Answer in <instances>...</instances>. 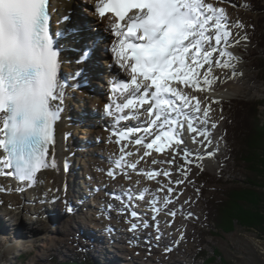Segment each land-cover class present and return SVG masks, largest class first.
Wrapping results in <instances>:
<instances>
[{"label": "snow or ice", "instance_id": "6c2138e0", "mask_svg": "<svg viewBox=\"0 0 264 264\" xmlns=\"http://www.w3.org/2000/svg\"><path fill=\"white\" fill-rule=\"evenodd\" d=\"M54 10L55 0H0V149L6 153L0 158V175L6 174L2 169L14 168L19 181L31 184L37 183L36 174L41 169L55 166L46 159L49 146L55 143L54 128L61 118L68 88L78 87L69 85L59 75V39L63 33L50 31V18ZM94 11L100 18L114 14L115 19L109 25V30L117 40L111 51L120 68L126 71L130 69L132 74L130 83L123 82L119 89L114 87V91L135 86L133 91L140 93L143 89L139 104H149L146 110L148 124L161 129V133L155 134L151 142L146 143L141 137L136 138L134 143L147 149L155 147L158 152L165 147L162 141L166 140L169 146L182 144V138L176 135L182 125L172 115L180 111L181 106L166 96L171 93L185 101V106L188 102L170 86V81L203 90V85L210 87L213 81L220 79L213 74L214 65L234 67L214 57L215 53L221 58L227 57L229 61L236 59L232 52L227 51L232 32L227 24L225 9L204 3V0H98ZM68 19L67 16L61 18L62 21ZM243 26L242 23L236 25ZM222 43L224 48L220 47ZM233 43L239 44L240 41ZM87 55L85 53L83 58L86 59ZM78 75L75 73L73 78ZM134 103L135 98L127 99L117 108L122 111L131 108ZM111 107L108 106L109 115L113 114ZM193 107L200 112L198 99ZM207 115L205 111L204 116ZM185 121L190 132L206 135L193 126L191 117L185 115ZM173 125H176L175 129ZM137 131L140 130L132 128L114 134L124 139ZM144 131L151 133L152 128L146 127ZM196 142L193 137V143ZM145 155L150 153L146 152ZM190 155V152L184 153L189 164L192 163L188 159ZM165 162L168 161L153 160V163ZM116 163L122 167L124 162ZM128 167L136 170L135 163ZM140 174L149 179L161 174L171 175L158 171ZM108 175L115 178L114 171H109ZM175 183L178 185L183 181ZM173 190L168 188L169 193ZM138 198L143 199V193ZM157 201L158 198L154 197L151 204L158 214L160 209L155 207ZM171 202V199H167L165 204ZM66 211L71 213L73 209L69 207ZM168 214L172 217L176 215L175 212ZM132 215L137 214L133 212ZM136 228L137 225L132 224L131 230ZM166 251L172 249L167 248Z\"/></svg>", "mask_w": 264, "mask_h": 264}, {"label": "rangeland", "instance_id": "374dc122", "mask_svg": "<svg viewBox=\"0 0 264 264\" xmlns=\"http://www.w3.org/2000/svg\"><path fill=\"white\" fill-rule=\"evenodd\" d=\"M231 1L235 2L232 10L226 7L229 10L228 12L224 4H222L223 7L221 8L225 9L226 14L227 12L230 13L227 24L234 37L237 38L235 41H240L239 44H234L233 41L231 46L240 47L242 50L240 52L242 60H237L234 67L237 69L241 68L240 73L246 74L243 75L246 77H244V82L248 80L250 84L248 83L247 85L254 88L253 90L249 88V90L237 92L222 101L215 96H211L210 92L204 93L202 98L198 99L200 106H203L205 111L208 112L205 118L206 123L211 124L212 132H215V137L213 135V138L207 142V147L212 148V153H209L211 156L208 157L212 160L211 162L203 158V153L198 150L201 144L197 143V145H192L195 151L197 150L195 153L182 148L180 149L181 157L176 158L169 155V157H165L167 160H164L168 162L161 163L162 167L160 166L159 172L177 174L176 181L182 180L183 183L177 185L174 177H171L168 181L165 179V181L161 182V176V179L158 178L156 182L157 189L152 193L155 194V198L160 199L161 196L168 192V188L174 189L173 191H176V188H178L177 190L180 189L177 197L184 204H187L188 212L179 217L180 220L178 222H176V215L172 217L168 214L169 212L161 210L158 214L152 213V204L135 203L136 207L139 208L136 216L132 215L133 212L123 213L120 216L114 214V209L111 212L103 210V201L99 200V198L97 199V196L102 194L103 191H99L94 201L95 206L99 207L97 213L99 215L97 217L103 222V231L106 226L104 221L113 223L111 226L108 225L109 227H107L105 233H108V229H111V232L116 236V238H110L106 235L104 237V246L109 250L113 249L118 255H121L119 258L122 259L121 263L123 264H225V261L231 264H264V231L256 230L254 226H245L238 219L232 220V225L230 221H227V224L224 225L225 228L218 229L214 220L208 218L210 212L214 209L211 202L220 199L224 191L226 192L232 187H248L250 181L254 179L252 165L248 160L249 157L247 161L244 160V158L250 156V153L247 155V147L245 151L242 150L243 142L245 141L244 132L246 131V125H249V121H252L253 125L255 123V127L260 126L262 130L260 135L252 138L254 145L252 153L257 152V145L264 149V44H261L264 42L262 40V35L264 34V12H262L264 0ZM237 23H242L244 26L242 28L236 27ZM187 87L189 85H183V87L179 88V92L186 98L189 97L187 90L190 89ZM215 117L217 121L214 120L213 122L212 118ZM218 138L223 140V142L218 141ZM185 152L192 154L188 157L192 161L191 164L185 160ZM260 156L262 161H264V156L261 153ZM173 160L177 164L178 161L181 162V165L175 170L173 169L175 166H172ZM94 169L92 171H97V169ZM185 172L187 175H185ZM99 173L100 171L98 170ZM138 184H134V187ZM93 185L95 184L93 183ZM187 192H190L189 196ZM105 194L109 195L111 201H119V199L111 197L109 192H105ZM146 195L147 198L150 193H146ZM72 199L80 201L77 196L62 195L60 209L64 215L67 214L68 216L69 212H66V209L71 207L68 200L71 202ZM173 200L171 199L172 202ZM191 200H193V203L189 204ZM234 203L236 204V202ZM224 209L226 213L228 212L229 214L230 212L236 215L234 206H227ZM176 211L173 212L176 213ZM226 213L223 216L224 218L227 216ZM146 215H153L155 225L154 223L149 224ZM260 215H263L262 220L264 221V214L261 213ZM129 218L131 219L130 223ZM169 218L173 220L167 221ZM162 219H164V222ZM244 219H247L246 223L248 221L257 223L255 220L246 217ZM99 220H96V217H92L89 219L88 224L100 223ZM68 221L67 225L69 227L70 223L71 225L75 224L72 219ZM65 222L66 220L63 219L61 228H59L60 224L47 225L48 228H53L52 237L62 241L58 250L46 246L42 247V244L46 241L41 238L32 250L20 249L16 245L17 249L12 251L11 249L15 248L12 247L14 242L12 245L9 243L8 234L0 236V264H71L64 262L84 252L86 247H90V245L93 247L94 245L91 243L89 245L88 241L83 242L84 238L82 237L84 235L79 232V235L73 234L74 231L64 235L62 231L66 227L64 225ZM79 222L83 225L87 224L84 219H80ZM116 222H121L123 227H117L115 225ZM40 223L43 225L37 218V223L29 222V224H26L25 229L28 227L32 228V226H37ZM131 223L137 225L136 230H131ZM129 224L131 226H128ZM145 225L148 226L145 227ZM165 225L171 229H167L166 233L164 232L162 235L160 230L164 229ZM89 228L91 231L93 230L92 227L89 226ZM153 228L154 230H152ZM261 228L264 230L263 226ZM56 229H60V233ZM129 232L133 237V242L139 248H134V244L131 241L119 239L121 235ZM144 235H147V237ZM162 238L166 242L163 245L160 243ZM167 248H171L172 251H166ZM38 251H41V254H38ZM91 251L92 249H89L87 252ZM6 257L8 258L6 259ZM175 259H180L181 262H174ZM105 261L108 264L111 259L107 257Z\"/></svg>", "mask_w": 264, "mask_h": 264}, {"label": "bare ground", "instance_id": "6f19581e", "mask_svg": "<svg viewBox=\"0 0 264 264\" xmlns=\"http://www.w3.org/2000/svg\"><path fill=\"white\" fill-rule=\"evenodd\" d=\"M80 2H83V0H79ZM238 1V0H237ZM204 3H211L213 4L214 7L221 8L223 7L222 4L225 5V8L227 7L229 10H232V6L235 5V2L231 0H204ZM55 7H57L58 12L63 10L65 13H70L71 8L73 5L67 1V0H55ZM65 8V9H64ZM226 8V9H227ZM227 9V10H228ZM228 10V12H229ZM83 12V11H82ZM226 14L227 19H229V14ZM79 21V19H78ZM231 27V25H230ZM76 38V37H75ZM75 38H72L71 40L73 41ZM229 39V44L227 47V51H230L233 53V55L236 57V59H232L229 61L227 57L221 58L220 56L216 55L214 53V57L217 60L223 59L225 63H231L232 65L235 64V62L238 60H242V55H240V52H242L240 47H234L233 45L231 46V43L235 41L237 38L234 37L232 34ZM207 47V45H206ZM221 48H224L225 45L222 43L220 45ZM116 62L115 69L118 70L120 68L119 64L117 63L116 58L113 59ZM207 65H205V68ZM241 68L237 69L236 67H229V68H221L218 65L213 66V74L216 76H219L220 79L218 81H213L211 86L203 85V90L195 89L189 85L190 89H186L187 93L189 95V98L185 99L187 100L188 104L187 106L181 107L180 113H182V117L180 118V123L182 127L179 129V131L176 133L177 136L182 138L183 143L180 145H174L169 146L167 144V141H162V143L165 144V147L162 151L158 152L155 147L152 149H147L141 145H138L136 148H130V151H133L134 149L139 150V154L134 155V159L131 162H128L127 164L130 165L132 163H135L137 165V168L135 172L130 171L128 169H125L122 172V175L117 176L119 174L118 171L115 172V170L112 169L113 163L116 162V160L124 154V152H120V144H118L115 141V138L110 135L108 129H98L97 131H94L90 129L86 133H81L80 127L82 125H85L88 123V121L92 122V117L90 116L88 111L81 110L79 105L82 107L85 106V103H83V98L82 95L84 96L83 92H77L76 86L69 87L68 91L71 93V96L66 97L64 101V110L62 111L63 116H61L60 120L56 123L54 131H55V143L54 145H51L50 151L47 156V160L50 165L54 164L55 166H49L48 168L41 169L37 174H36V180L37 183L31 184L30 182H22L21 185H18V190L13 188L9 182L7 181L5 175H0V236L4 234H8L7 238L9 243L12 245L14 242V245L12 247H15L17 245L18 248L20 249H30L32 250L35 245L37 244V241L41 240L43 238L46 242L42 244L43 246L53 248L55 250L60 249L62 241L54 239L52 236L53 234L51 233L53 231L52 227H47V225L53 226L54 224H60L59 228L62 227V220H66L65 222V229L62 231V233L65 235L67 233L73 232L75 235H79L78 232H80L81 228H89L92 227V229L95 231V233H100L105 236L108 235L110 238H116L115 235L111 234V231L109 230L108 233H103V222L99 220L97 217L98 213V206H92L89 204L90 202L87 199L86 193L82 192L85 187L90 186L92 183L91 179L88 178L89 175H93V177L96 180V186L100 187V189H103L104 191L109 190V193L111 192H118L119 193V186H124L129 188L131 186V182H136L137 179L140 181L139 187L137 192L135 194H140L144 193L146 191V188L149 187V193L154 192L157 189V179H161V182L168 181L171 177H174V180H177V174H171L170 176L163 177L164 175H156L154 178L149 179L146 175L140 174V173H146V172H153V171H160L161 169V163H153V160L156 161H164L167 160L165 157H169V155L175 156L176 158L181 157L180 154V149L186 148L190 152H194L195 149L191 146V143L193 142V137H195L196 140L200 141L201 147L203 148L200 153L204 152H211L212 148H206V142L203 141L202 139L203 136L199 135V132L197 133H190L189 130L187 129V122L185 121V115L189 116L192 118V123H194V115L192 114L194 110V105L196 104V100L199 98H202L204 93L210 92L211 96H215L216 98H219L221 101L226 98V97H231L237 92H242L245 90H253V86L247 85L249 81L244 82V77L243 75L246 74H241L240 73ZM93 70H90L92 72ZM94 73V72H93ZM92 73V76H93ZM91 74L89 75L90 77V83L89 85L94 86L97 88L98 92L102 88V83L99 79H93ZM246 78V77H245ZM250 84V83H249ZM75 85V84H71ZM184 84L180 83L179 81H170V86L174 87L175 89H178L183 87ZM77 92V93H76ZM91 93V91H89ZM198 96V97H197ZM88 96H86L87 98ZM85 98V96H84ZM89 107L92 108V106L96 105V101L94 102H89ZM193 109V110H192ZM205 110H202V113L204 114ZM63 117H67L68 123L63 121ZM75 117V118H73ZM78 117V118H76ZM203 117H205L203 115ZM213 122L214 120L217 121V118H212ZM109 122V120H108ZM196 122V121H195ZM64 123L72 124L70 127L65 129ZM109 124V123H108ZM215 124V123H214ZM211 124L209 123H198L195 125L197 129H199L202 132H205L207 136L210 132L212 131L213 128H211ZM108 127H111L108 125ZM172 128H176L172 126ZM164 130H167L166 128ZM71 132V133H70ZM93 133H95V139L98 141V150L106 156V157H112L115 155V159H113L112 163L108 166L105 165H99L95 166L93 161H91L90 157L88 158V161H86V157L84 156L85 152L90 153L92 156V153L94 152L93 148V143L91 139L93 140L92 136ZM157 133H161V129L159 127H152L151 133L147 132L144 136L145 142H151L153 139L154 135ZM69 134V135H68ZM215 132H211V135L213 136ZM219 136V134H218ZM215 137V135H214ZM74 140V143L71 142L70 139ZM80 141H83L85 144V148L83 150L82 146L80 145ZM70 143L71 146H73L70 150H66V146ZM197 143V142H196ZM205 143V145H203ZM190 144V145H189ZM126 148L128 146V143L121 144ZM78 146V147H77ZM102 146V148H101ZM125 151V150H124ZM197 151V150H196ZM148 152L150 155H145V153ZM82 156V158H81ZM89 156V154H88ZM211 156V155H210ZM93 157V156H92ZM141 157H143L141 159ZM0 158H3L2 155V150L0 149ZM204 159L207 161L208 159ZM90 161V162H89ZM208 161H212L209 159ZM181 165V162L178 161V164L172 163L173 169H177ZM72 169V172L70 171V168ZM161 166V167H160ZM92 167H99L100 170H102V173L98 174L97 171H92ZM111 168V171H114L115 173V178L112 176L108 175V170ZM7 173L6 169H2ZM95 170V169H94ZM103 173V172H106ZM138 172V173H136ZM126 173L127 175H124ZM73 174V175H72ZM103 174V176L101 175ZM137 175V176H136ZM130 177V179L128 178ZM94 181V180H93ZM98 181V182H97ZM83 185V186H82ZM115 186V187H114ZM82 187V189H81ZM132 186L130 190H132ZM72 190L74 193L77 195H83L85 200V204H80L76 206V209H74L70 214H65L61 212V207L62 205V193H64L66 190ZM172 191L171 193L167 192L165 195L161 196L159 199V202L156 203L155 205L160 209V211H166V212H173L176 211V222L180 220L179 217L183 216L185 213L188 212V206L187 204H184L182 200L177 197L179 190ZM102 192V191H101ZM100 194L97 196V199H101L103 201V207L104 209H114V214L117 215H123V213H127L126 211H118V208L115 207L116 204L115 202H112L110 198L106 195ZM97 193H93L91 196L96 195ZM107 194V193H106ZM188 196L190 195V192H187ZM155 197L149 196L141 199L140 201L137 199L134 200L137 204H143V205H149L151 204L152 199ZM174 197V198H173ZM58 200L57 204L55 205V200ZM176 198V199H175ZM83 199V198H82ZM166 199H174L173 202L169 204H165ZM83 200V201H84ZM96 199L92 200L91 203L94 204V201ZM88 201V206L86 207L85 205L86 202ZM68 202L73 205L75 201L73 200ZM193 200L190 201L189 204H192ZM84 205V206H83ZM120 206V205H119ZM14 209H11V208ZM137 208V207H135ZM121 209V208H120ZM123 209H126L123 208ZM130 209L133 210V207L130 204ZM92 210L93 213L92 215L89 214ZM122 210V209H121ZM67 212V211H66ZM154 214H157L155 211H151ZM60 213V216H58ZM76 215V216H75ZM58 216V218L56 217ZM92 217H96V220H99L100 223H94V224H88L89 219ZM118 217V216H117ZM35 218V219H31ZM37 218L40 220V222L43 223V225L40 223L37 226H32V228L25 229L26 224H29V222L37 223ZM76 222L78 228L75 229L76 225H71L70 227L67 225L69 223L68 220H71ZM80 219H84V221L87 222V224L83 225L81 222H79ZM115 219V218H114ZM146 219L148 220L149 224L154 223L155 225V218L153 215H146ZM129 223L131 222V219L129 218ZM133 220V219H132ZM172 218H169L167 221H172ZM164 222V219H162ZM106 226L104 227V231L109 227L108 225H112L113 223H109L108 221H104ZM166 223V221H165ZM164 223V224H165ZM163 224V225H164ZM115 225L117 227L122 228L123 224L121 222H116ZM132 225V223H131ZM130 224L128 226H131ZM180 225V224H179ZM84 226V227H83ZM164 229L160 230L159 232L164 234L166 233L167 229H171L169 226L165 225ZM185 226V225H184ZM55 227V226H54ZM140 227V226H139ZM154 227V226H153ZM169 227V228H168ZM172 227V226H171ZM140 229V228H138ZM161 229V228H160ZM188 229V228H187ZM78 230V231H77ZM143 230V229H141ZM154 230V228L152 229ZM56 231H59L60 229H56ZM70 231V232H69ZM156 231V229H155ZM163 231V232H162ZM147 237V235H144ZM83 242L88 241L85 237ZM123 241H131L134 244V248H139L135 242H133V237L131 236V233L129 232L128 234L121 235L119 238ZM89 242V241H88ZM17 243V244H15ZM160 243L163 245L165 244V239H160ZM90 245V242H89ZM136 246V247H135ZM17 247L12 248L11 250L14 251L17 249ZM89 249H92L91 252H87ZM107 251V250H106ZM103 251V249H98L94 250L93 247H86L84 252H82L79 255L74 256L72 259H70L67 262L64 263H73L72 261L78 262L80 264H107L105 261V258L109 257L111 261L108 264H123L121 263L122 259L119 258L121 255H113L110 252ZM91 253V254H90ZM27 254V253H26ZM38 254H41V251H38ZM9 257V256H8ZM6 257V259L8 258ZM174 262H181L180 259H175Z\"/></svg>", "mask_w": 264, "mask_h": 264}, {"label": "trees", "instance_id": "16d2710c", "mask_svg": "<svg viewBox=\"0 0 264 264\" xmlns=\"http://www.w3.org/2000/svg\"><path fill=\"white\" fill-rule=\"evenodd\" d=\"M262 12H264V9H262ZM262 40H264V34L262 35ZM261 44H264V42ZM244 120H246V118H244ZM245 124H247V122H245ZM261 132L262 130L260 129V126L255 127V123L253 125L252 121H249V125H246V131L244 132L245 141L243 140L244 146L242 150L245 151L247 147V155L250 153V156L246 155L247 157L244 158V160L247 161V158L249 157L248 160L251 162L250 164L252 165V172L254 174L253 181H250V185L245 188H238L237 186L232 187L228 191H224L220 199L211 202L214 209H212L208 218L214 220L216 228L218 229H222L224 225L227 224V221H230V224L232 225V220L238 219L241 223L243 222L242 224L245 226H254V229H259L261 232L264 231L263 228H261V226L264 227V221L262 220L263 215H260L261 213L264 214V161H262L261 156L259 157L260 153L264 156V149L257 145V152L255 151L252 153L254 149L252 138L253 136L260 135ZM250 134H252V136H250ZM234 202H236V204ZM231 205L234 206L236 215H233V213L231 214L230 212L229 214L228 212L226 213L224 208L227 206L231 207ZM225 213L227 216L224 218L223 216ZM228 217L230 218L228 219ZM245 217L255 220L257 223L249 221L246 223L247 219H244ZM72 262V264H80L75 261ZM225 264L231 263L225 261Z\"/></svg>", "mask_w": 264, "mask_h": 264}]
</instances>
